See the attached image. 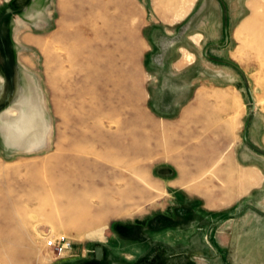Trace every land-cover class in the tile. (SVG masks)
Listing matches in <instances>:
<instances>
[{
    "label": "rangeland",
    "instance_id": "rangeland-1",
    "mask_svg": "<svg viewBox=\"0 0 264 264\" xmlns=\"http://www.w3.org/2000/svg\"><path fill=\"white\" fill-rule=\"evenodd\" d=\"M22 5L0 0V264H264V0L181 26L155 13L186 0Z\"/></svg>",
    "mask_w": 264,
    "mask_h": 264
},
{
    "label": "crops",
    "instance_id": "crops-1",
    "mask_svg": "<svg viewBox=\"0 0 264 264\" xmlns=\"http://www.w3.org/2000/svg\"><path fill=\"white\" fill-rule=\"evenodd\" d=\"M9 1H12V0H9ZM18 1H20V0H18ZM50 1L51 0H28V2H27L26 0H21V4L23 3V5L20 6L23 9V11H22L23 15H21V16L24 17L26 20H32L34 17L43 16V13H42L43 8ZM182 1H185V0H182ZM186 1L189 2V5H187L186 11L182 12V9L180 10V12L178 13V15L180 13L182 14L180 17L178 15H176V17L174 18V15L177 14V12L175 14L174 13L172 14V12H174V10H175L174 8L169 10V9H166L165 6L163 8L160 6L157 7L158 9H161V11H160L161 14H159V13H155V14L162 16V18L160 17L159 21H157V22H161V24H166V25H175V24L178 26L183 25L186 22V20L188 18H190V14L193 10V7L195 6V3L198 0H186ZM17 5H20V4H17ZM9 8L14 9L13 6H9ZM155 12H157V11H155ZM165 14H172V15L168 16ZM222 27L224 30L223 14H222ZM89 260L90 261H88L87 264H112V263L108 262V258H106V256H103V260L100 262L95 261L94 258L89 259ZM140 261H141L140 263H136V264H157L158 259H157V257H154V256L153 257L147 256L145 258L142 257L140 259ZM126 264H135V261L130 262V263L128 262ZM163 264H165V263L163 262Z\"/></svg>",
    "mask_w": 264,
    "mask_h": 264
},
{
    "label": "built area",
    "instance_id": "built-area-1",
    "mask_svg": "<svg viewBox=\"0 0 264 264\" xmlns=\"http://www.w3.org/2000/svg\"><path fill=\"white\" fill-rule=\"evenodd\" d=\"M46 246L51 249L56 256H61L65 252L71 250L72 243L63 237H59L46 240Z\"/></svg>",
    "mask_w": 264,
    "mask_h": 264
},
{
    "label": "water",
    "instance_id": "water-1",
    "mask_svg": "<svg viewBox=\"0 0 264 264\" xmlns=\"http://www.w3.org/2000/svg\"><path fill=\"white\" fill-rule=\"evenodd\" d=\"M14 11L11 8H7L6 13L5 14H10L13 13ZM223 17H224V32H225V36H226V31H227V20H226V11L225 9L223 10ZM244 139H245V135H244ZM93 256H94V260L95 261H102L103 260V247L100 245H97L93 248Z\"/></svg>",
    "mask_w": 264,
    "mask_h": 264
}]
</instances>
